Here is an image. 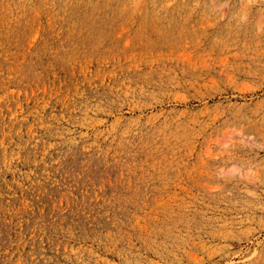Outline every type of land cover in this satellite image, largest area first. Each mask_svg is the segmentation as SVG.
<instances>
[{
    "label": "rangeland",
    "instance_id": "rangeland-1",
    "mask_svg": "<svg viewBox=\"0 0 264 264\" xmlns=\"http://www.w3.org/2000/svg\"><path fill=\"white\" fill-rule=\"evenodd\" d=\"M0 264H264V0H0Z\"/></svg>",
    "mask_w": 264,
    "mask_h": 264
}]
</instances>
